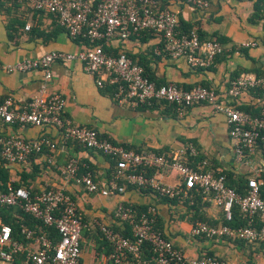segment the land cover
<instances>
[{
    "label": "built area",
    "instance_id": "2783aa9c",
    "mask_svg": "<svg viewBox=\"0 0 264 264\" xmlns=\"http://www.w3.org/2000/svg\"><path fill=\"white\" fill-rule=\"evenodd\" d=\"M32 8L54 15L57 24L71 38L81 35L91 45L77 52L53 50L37 57H24L13 63L0 61L6 72L40 70L43 73L40 90L26 104L19 106L10 97L0 102V120L9 124L54 126L64 141H76L89 149L111 156L117 164L111 175L100 184L90 171L79 172V161L70 158L63 167L66 180L81 185L89 193L103 196L121 194L128 185L149 189L155 196L173 198L186 188L198 187L219 206L226 220L232 218V208L237 204L249 217V225L231 227L226 224L210 225L203 221L192 224L190 232L195 237H228L247 243L264 242V199L259 195L261 183L256 176L249 179V190L239 194L227 186L221 176L205 170L206 160L195 164L191 158L198 154L191 142L181 143L171 149V155L153 150L136 151L102 137L87 126L78 125L64 115L65 99L59 93L45 94V87L52 78L51 66L55 62L79 61L84 70L96 77L99 87L107 82L116 85L118 102L133 105L150 104L152 100L166 101L179 108L195 103H207L216 112L226 115L228 133L233 142L236 157L241 160L256 150L259 138L264 139V111L252 115L240 110L235 104L219 99L213 88L196 85L188 89L167 82L157 86L144 75L143 67L136 63L126 51L116 55L104 51L97 41L117 35L121 39L139 36L151 30L161 37L162 50L172 59L184 58L193 69L206 68L215 57L224 51L218 41L202 40L198 34L178 32L179 18L168 8H158L155 0H23ZM196 9H205L208 0H184ZM255 43H244L253 46ZM264 88V75L243 72L235 77L228 94L237 97L250 88ZM53 140L41 136L26 139L20 135L8 137L0 134V156L7 165L25 162L33 153L44 148L54 149ZM171 169L179 179L175 184H165L161 171ZM148 170H153L148 175ZM0 205H18L24 212L33 215L47 226H53L59 234L54 242L45 233H36L21 224L23 241L12 236L11 226L0 221V263L4 264H81L82 230L86 223L77 214V206L71 196L61 187H51L32 193L24 187H13L7 183L0 190ZM158 211L148 205L145 211L136 213L131 204L118 202L114 218L121 225L130 226L131 237L123 235L111 225L98 219L92 224L111 245L112 264H131L140 257L141 245L148 242L153 250V259L143 264H227L215 255L186 257L162 230L154 229ZM258 264H264V260Z\"/></svg>",
    "mask_w": 264,
    "mask_h": 264
},
{
    "label": "crops",
    "instance_id": "0c3cea01",
    "mask_svg": "<svg viewBox=\"0 0 264 264\" xmlns=\"http://www.w3.org/2000/svg\"><path fill=\"white\" fill-rule=\"evenodd\" d=\"M208 2L205 9H196L184 0H161L160 3L176 12L179 19L201 28L208 37L225 40L223 53L211 67L193 69L184 58L172 59L162 50L161 37L155 33L129 39L114 35L105 41V48L112 55L122 50L135 55L147 64L154 78L163 84L171 82L188 89L205 82L215 90L219 99L237 107L246 105L252 110L264 105V97L259 98L250 90L242 91L237 97L228 94L236 71L241 69L243 73L246 69L249 73H255L253 70L259 69L264 72L263 30L261 24L248 21L252 2ZM249 42L255 44L243 46ZM85 46V42L71 38L51 13L35 10L23 0H0L1 62L13 63L53 50L75 53ZM243 49L247 50L251 59L245 56ZM51 71L52 78L47 82L44 92L46 95L59 93L64 97V115L73 123L92 128L115 143L143 150L164 151L191 142L198 150V160H206L205 167L228 170L250 178L261 170L258 178L262 182L260 177L264 174V155L260 149H256L251 157L239 160L228 133L226 115L216 112L209 104L195 103L179 108L163 102L146 105L121 103L115 98L109 86L111 84L106 82L99 87L96 77L87 73L79 61L55 62ZM42 77L40 70L10 73L0 68V102L10 97L19 106L26 104L39 93ZM0 134L6 137L20 135L26 139L45 136L53 140L56 145L54 149L45 148L40 153L31 154L25 162L7 165L10 180L19 181L21 174L26 173L30 176L28 190L31 192L48 187L63 188L91 223L98 219L112 227L121 225L114 218L118 202L155 205L159 215L158 226L186 257L211 253L227 264H258L264 260V246L259 250L258 245L241 244L225 237L191 235L194 215L209 220L219 216L220 208L212 199L199 202L197 210H193L186 206L187 198L168 204L151 192L142 193L135 186L111 196L89 193L81 185L66 180L62 173L63 167L70 158H76L82 165H90L94 179L102 184L112 169L105 155L75 141H64L59 130L52 125L9 124L0 120ZM160 178L165 184H175L179 180L171 169L161 171ZM102 245L93 236L88 239L83 235L81 264H111L110 253L105 256Z\"/></svg>",
    "mask_w": 264,
    "mask_h": 264
},
{
    "label": "trees",
    "instance_id": "16d2710c",
    "mask_svg": "<svg viewBox=\"0 0 264 264\" xmlns=\"http://www.w3.org/2000/svg\"><path fill=\"white\" fill-rule=\"evenodd\" d=\"M97 1L98 0L94 1V4ZM155 1H156L158 8H160V9L166 8L165 6H163L160 3L161 0H155ZM238 1H251L252 2V11L248 17V21L251 24H261V27L263 30V36L261 37V41L264 43V0H238ZM33 9H35V8H33ZM35 10H39V9H35ZM177 30H178V32H189L191 30H194L198 34L200 39H202V40L208 39V40L218 41L222 45L224 44V41H225L221 37H213V36L208 37L201 30V28H199L198 26H196L194 24H190L188 22H185L181 19H179V27ZM147 33H154V32L151 30H147V31L142 32L141 35H145ZM74 39H77L78 42H85L86 45H91L89 40L87 38L81 36V35L77 36ZM106 40H107L106 38H102L101 40H98L97 43L102 45L104 51L107 52V50L105 48V41ZM161 47H162V42H161ZM243 52L247 58H250V56L247 53V50L243 49ZM222 53H220V54H222ZM127 54L136 63L140 64L143 67L144 75L149 80L153 81L157 86L163 84L162 82L157 81L154 78V75L151 74L150 68L147 66V64L145 62L138 60L135 55H133L129 52H127ZM220 54H218L215 57L214 62ZM212 65H210V67ZM198 69H204V68H198ZM241 72H242L241 69L236 71L233 75V78L237 77ZM244 72H249V71L244 69ZM253 72H255L257 75H264V72H262L259 69H254ZM200 85L207 87V88H212L209 85H207L205 82L200 84ZM109 86H111L112 91L115 94L116 85H109ZM247 90H250L252 92V94H254L255 96H257L259 98L264 97V88L255 87V88H250ZM158 102L168 103V104L174 105V107H178L174 103H169L166 101H157V100H152V102L150 104H156ZM238 108L240 110L248 112L252 115H258L261 111H264V105L252 108V110L250 108H248L246 105L242 106L241 108L240 107H238ZM100 136H102V135H100ZM102 137H106V138L110 139L107 136H102ZM77 143H79V142H77ZM79 144H81V143H79ZM81 145L83 147L87 148L83 144H81ZM124 147L127 149L132 148L133 150H136V151L153 150V149H144L143 150L141 148L140 149L139 148H133L130 146H124ZM87 149H89V148H87ZM256 149H260V151L264 155V139H261V138L258 139ZM153 151H155L157 153H164V154H167L169 156L171 155V149L164 150V151H162V150H153ZM105 156L108 157L110 162H111V168L112 169L109 172V176H110L113 169L115 168L117 162L111 156H108V155H105ZM251 156L252 155L246 153V157H244V158H248ZM198 159H199V157L196 156L195 158H191L190 160L193 164H195L197 161H199ZM205 170H211L216 176H221L224 179L225 184L227 186L233 188L239 194H242V195L246 194L250 188L249 183H248L250 176L235 174L234 172L228 171V170H215V169H210L207 167H205ZM85 171H90L91 173H93L90 165H88L87 163H85V165H82L79 162V172L82 173ZM152 173H153V170H148V172H147L148 175H151ZM29 177L30 176L28 174L22 173L19 181L10 180V175H9L7 164L5 163V161L0 156V190H5L7 187V183H10L13 187H24V188L28 189L29 188V184H28ZM260 178L262 179V182L259 185V195L261 198L264 199V174H262ZM133 186H135V185H128V187H133ZM48 188H51V187H48ZM182 188L184 189V193H186L185 195H184V193H180L178 196L173 197V198L156 195V198L159 199L160 201L166 202L168 204H174L175 202H178L179 199H182V198L186 199L187 198L185 201V204L189 209H193V210L194 209L197 210V204L199 202H202L203 200H210L211 199V195L204 194L202 192V190L196 186L191 187V188H186L185 184L182 183ZM138 189L142 193H150L151 192L149 189H144L141 187ZM32 192L35 193L36 191H32ZM127 204H131V203L127 202ZM131 205L135 209L136 213H140L142 211H145L147 206H148V205H139V204H131ZM77 214L82 219V221L86 223V227L83 228V230H82V236L84 235L88 239L93 236L98 241V243H100V245L103 244L101 246V248L104 247L105 256L109 255V253L111 252V245L109 244V242H107V240L104 238L102 233H100V231L96 227H94L93 224L91 222H89L78 209H77ZM158 216L159 215L156 216V220H155V223L153 225V228L158 229V230H162L161 227L158 226V221H159ZM194 216H195V218L192 219L193 223H195L196 221H203V222H206L210 225L217 226V225H221V224H226V225H229L231 227H239V226L249 225V217L247 215H245L240 210V208L237 204H234V206L232 208V218L230 220L225 219L224 214L222 213L221 210H220L219 216L215 220H209L206 217L197 216V215H194ZM0 221L2 223L10 225L11 229H12L13 238L20 240V241H23V235L20 233V225L21 224L31 228L36 233L47 234L49 237H51L53 239L54 242H57L59 240V234L57 233V231L55 230V228L53 226L45 225L41 220L35 218L33 215L24 212L18 205H0ZM113 227H114V229L120 231L123 235L131 237L130 226L128 223L124 222L122 225H115ZM225 238H228V237H225ZM228 239H232V238H228ZM232 240H235L241 244L245 243V244L250 245V246H257L258 245L259 250H262L263 246H264V242L247 243L243 240L236 239V238H234ZM81 247H82V241H81ZM206 255H213V254L208 253ZM153 256H154V254H153V250H152L151 245L148 242H145L144 244L141 245L140 257L138 259H133L131 264H143V262L152 261ZM110 263L112 264V261Z\"/></svg>",
    "mask_w": 264,
    "mask_h": 264
}]
</instances>
